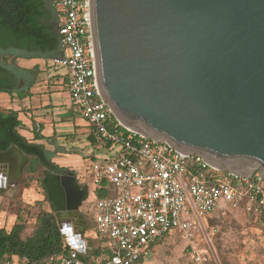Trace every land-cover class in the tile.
I'll return each instance as SVG.
<instances>
[{
    "label": "water",
    "instance_id": "obj_1",
    "mask_svg": "<svg viewBox=\"0 0 264 264\" xmlns=\"http://www.w3.org/2000/svg\"><path fill=\"white\" fill-rule=\"evenodd\" d=\"M88 14L102 97L126 127L264 177V0H88ZM27 161L15 145L0 150L1 183L16 185ZM44 173L66 233L88 187Z\"/></svg>",
    "mask_w": 264,
    "mask_h": 264
},
{
    "label": "built area",
    "instance_id": "obj_2",
    "mask_svg": "<svg viewBox=\"0 0 264 264\" xmlns=\"http://www.w3.org/2000/svg\"><path fill=\"white\" fill-rule=\"evenodd\" d=\"M51 2L63 49L53 61L68 69L70 105L85 112L102 139L121 146L116 156L91 167L96 187L107 191L97 197L95 219L112 254L86 262L71 249L39 261L15 258L0 264H135L174 230L188 239L192 260L204 264L208 258L198 243L199 234L207 231L203 217L229 207L264 218V177L230 171L217 176L220 169L203 156L126 127L101 94L88 0ZM199 169L209 170L212 181L202 178Z\"/></svg>",
    "mask_w": 264,
    "mask_h": 264
},
{
    "label": "rangeland",
    "instance_id": "obj_3",
    "mask_svg": "<svg viewBox=\"0 0 264 264\" xmlns=\"http://www.w3.org/2000/svg\"><path fill=\"white\" fill-rule=\"evenodd\" d=\"M12 55L14 56V52L9 56L11 62L14 59ZM15 63L36 72L33 85H30L31 80L21 82V88L31 89L32 93L21 99L17 93L1 92L0 109L20 110L22 126L19 130L27 136H33L32 117L43 124V133L47 138L40 142L56 152L54 161L62 167L76 169L89 184L90 195L83 202L81 210L93 229L96 224L97 196L91 167L95 161H104L116 156L121 146L113 144L106 147L102 141L93 143L88 138L93 133V125L81 108L70 105L69 92L63 83L68 72L65 65L56 64L50 58L39 60L23 54L17 55ZM54 135V143H51L49 137ZM70 135H75L74 139H69ZM17 184L9 186L7 182H0V188L7 190L0 195V227L12 226L15 215L14 202L17 199L30 204L39 200L46 208L51 207L39 183L34 181L26 189ZM31 211L32 216H28V219L32 225L36 209ZM203 222L207 231L199 234L198 243L204 256L208 258L204 264H264V228L253 215L228 207L219 209L210 218L203 217ZM88 236L94 235L90 233ZM187 242L184 234L171 231L138 264H197L187 250ZM94 246H97V242Z\"/></svg>",
    "mask_w": 264,
    "mask_h": 264
},
{
    "label": "trees",
    "instance_id": "obj_4",
    "mask_svg": "<svg viewBox=\"0 0 264 264\" xmlns=\"http://www.w3.org/2000/svg\"><path fill=\"white\" fill-rule=\"evenodd\" d=\"M58 18V12L51 0H0V53L6 50L21 49L36 52V54L41 52L44 58L61 57L63 49L59 39ZM13 58L12 66L0 61V93H17L23 99L31 94L30 89L18 87L14 67L23 74L27 71L33 74L30 85L35 83L36 72H33V69L28 70V68L18 66L15 63L16 57ZM3 71L6 73L4 74ZM63 83L67 85V75L64 77ZM32 121L33 138L30 139L19 130L22 126L20 110L3 111L0 109V150H6L15 145L23 151L28 157V161L17 185L26 189L36 181L44 189L45 199L50 202L48 191L43 184L45 170L63 172L68 168L62 167L54 161L55 151L38 142L46 139L47 136L43 134V124L33 118ZM55 136L49 137L51 143H54ZM74 137L75 135H70L69 139L72 140ZM88 138L93 143L102 141L106 145L112 144L102 139L94 130ZM197 172L202 178L212 181L209 170L199 169ZM227 174L228 172L224 170L216 171V175L220 177H226ZM6 191V188H0V195ZM106 194L107 191L104 188L96 189L97 197ZM14 203L15 215L12 226L10 228L0 227V263L15 258H30L33 261H39L53 254L68 253L66 236L60 228L58 216L52 207L46 208L39 200L30 204L17 199ZM33 208L36 209V215L31 225L28 216H32ZM253 216L264 226L263 217ZM88 228L89 226H87ZM101 242L99 246H91L86 254L80 255L81 258L90 262L93 257L111 255V249L107 244L108 237L104 236ZM143 259L141 258L137 264Z\"/></svg>",
    "mask_w": 264,
    "mask_h": 264
},
{
    "label": "crops",
    "instance_id": "obj_5",
    "mask_svg": "<svg viewBox=\"0 0 264 264\" xmlns=\"http://www.w3.org/2000/svg\"><path fill=\"white\" fill-rule=\"evenodd\" d=\"M50 59L53 60L54 58H50ZM67 80L69 81V74H68V72H67ZM65 86H67V85H65ZM30 93H32L31 92V89H30ZM28 109H32V108H28ZM32 118L34 119V117H32ZM32 123H33V121H32ZM43 132H44V130H43ZM32 133H33V131H32ZM27 137L30 138V139L33 138V136H27ZM38 142H40V141H38ZM111 145H113V144H111ZM111 145H106V147H110ZM67 168H68V171L69 172H73L76 175L77 181H78V183L80 185L87 186L88 187V192H89V195H90V187H89V184L82 178V176L77 172L76 169L69 168V167H67ZM5 172L6 171L4 170V168L3 167H0V182L4 181L3 180L4 178H7ZM7 174H8V170H7ZM96 189H98V187L95 188V192H96ZM89 195H88V197H89ZM83 202H82V204H83ZM82 204H81L80 209H79L80 212H81V214H78L76 216V218H73L69 214L67 215V222L64 223L65 229H66L67 232L64 233V234L66 236V243H67V246L69 247V250L76 249L81 254H86L88 252V249L91 246L95 247L94 246V243L95 242H97V246H99L102 243L101 241L104 238V236L101 233H99L98 228H97V223L94 225V228L91 229L90 224H89V219L87 218V216H85L84 212L81 210ZM223 209H225V208H223ZM234 210H236V209H234ZM239 210H242V209H239ZM242 211H244V210H242ZM95 221H96V219H95ZM83 226H84V232L82 233L81 227H83ZM87 226H89L88 229H87ZM90 233H92L94 236H88ZM162 240H164V238ZM161 241H159L156 244H154L150 248V252L148 254H150L153 251V249L155 248V246L158 243H160ZM107 244H108V242H107ZM147 255H145L143 258L145 259ZM135 264H137V263H135Z\"/></svg>",
    "mask_w": 264,
    "mask_h": 264
},
{
    "label": "flooded vegetation",
    "instance_id": "obj_6",
    "mask_svg": "<svg viewBox=\"0 0 264 264\" xmlns=\"http://www.w3.org/2000/svg\"><path fill=\"white\" fill-rule=\"evenodd\" d=\"M13 52H14V56L12 55L13 57H17V55L23 54V55H26V56H31L30 58L33 57V58H37L39 60H41V59H47V58H44L43 57V55H42L41 52L36 54V52H30V51H26V50L17 49V50H6V51H3V53H0V61L5 62V64L8 65V66H12L11 59L9 58V56ZM4 54L6 56V59H5ZM34 54H36V55L33 56ZM3 56H4V58H3ZM14 69H15L14 70V73L17 76V80L16 81H18V84L17 85H18L19 88H21V82L23 80H31L32 81L33 74L30 71L29 72L27 71V73L23 74L16 67H14ZM28 70H30V68H28ZM3 73L5 74L6 71H3ZM31 81H30V83H31ZM3 168H4V170L6 169L4 166H3ZM50 172H52V171H50ZM52 173H54V174H67V173H69V171L68 170H65L63 172H52Z\"/></svg>",
    "mask_w": 264,
    "mask_h": 264
},
{
    "label": "bare ground",
    "instance_id": "obj_7",
    "mask_svg": "<svg viewBox=\"0 0 264 264\" xmlns=\"http://www.w3.org/2000/svg\"><path fill=\"white\" fill-rule=\"evenodd\" d=\"M216 166V165H215ZM8 174H9V171H8ZM17 177H18V172H16L15 170L14 171H12L11 173H10V179H11V183H13L16 179H17Z\"/></svg>",
    "mask_w": 264,
    "mask_h": 264
}]
</instances>
